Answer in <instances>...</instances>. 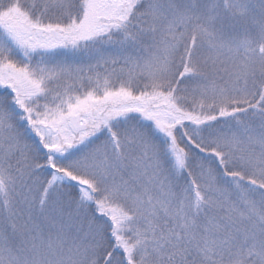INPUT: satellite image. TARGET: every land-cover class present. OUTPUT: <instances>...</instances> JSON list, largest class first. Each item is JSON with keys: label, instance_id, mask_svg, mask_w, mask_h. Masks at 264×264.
I'll return each instance as SVG.
<instances>
[{"label": "snow or ice", "instance_id": "1", "mask_svg": "<svg viewBox=\"0 0 264 264\" xmlns=\"http://www.w3.org/2000/svg\"><path fill=\"white\" fill-rule=\"evenodd\" d=\"M0 264H264V0H0Z\"/></svg>", "mask_w": 264, "mask_h": 264}]
</instances>
